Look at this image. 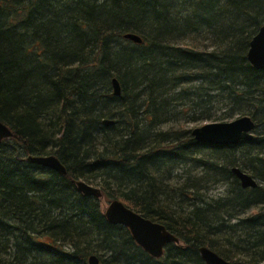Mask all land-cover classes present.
Segmentation results:
<instances>
[{
	"label": "trees",
	"instance_id": "1",
	"mask_svg": "<svg viewBox=\"0 0 264 264\" xmlns=\"http://www.w3.org/2000/svg\"><path fill=\"white\" fill-rule=\"evenodd\" d=\"M263 25L264 0H0V120L13 132L0 143V264H205L201 246L263 263L264 71L247 59ZM216 102L251 116L255 138L214 147L168 126L211 119ZM204 147L220 161L195 157ZM29 155H55L67 173ZM192 161L209 172L169 185ZM233 167L258 186L242 188ZM79 179L179 243L152 257ZM210 182L230 187L210 197Z\"/></svg>",
	"mask_w": 264,
	"mask_h": 264
},
{
	"label": "water",
	"instance_id": "2",
	"mask_svg": "<svg viewBox=\"0 0 264 264\" xmlns=\"http://www.w3.org/2000/svg\"><path fill=\"white\" fill-rule=\"evenodd\" d=\"M124 38L138 44L143 41L139 35L132 32L125 33ZM247 59L254 68L264 71V25L260 27L257 34L251 40ZM112 88L115 96L121 95L122 87L116 77L112 79ZM114 123V119L104 120L106 126L113 125ZM255 128L256 122L254 119L249 115H243L232 121L207 123L193 128L191 134L200 143L219 147L239 144L242 141H252L255 138ZM12 136V130L0 120V143ZM28 160L62 174L67 173L66 167L55 155H29ZM232 172L239 179L242 188H256L258 186L257 179L239 167H233ZM76 186L86 196H93L97 199L104 197L99 186L90 184L84 180H77ZM104 215L111 224H120L127 227L135 242L154 258L159 259L163 257L168 244H177L180 241L165 225L144 217L119 199L109 201L107 207L104 209ZM199 253L205 264H250L248 262L228 261L208 246H201ZM88 263L102 264L100 258L95 254L89 257Z\"/></svg>",
	"mask_w": 264,
	"mask_h": 264
},
{
	"label": "rangeland",
	"instance_id": "3",
	"mask_svg": "<svg viewBox=\"0 0 264 264\" xmlns=\"http://www.w3.org/2000/svg\"><path fill=\"white\" fill-rule=\"evenodd\" d=\"M221 103L216 102V104H214V108L211 111L213 114V118L211 119H207V120L203 119L198 122H190L189 118L191 115H180L178 116V119L169 123L168 126H173V124L174 126H177V127L183 125L187 129L192 130L193 128L203 126L207 123L228 122V121H232L236 119L237 117H239V115H235L234 117H227L228 115L227 108H224ZM214 149L215 148H212V147H204L201 151H198V152L195 151L194 156L197 158H204V159L207 158V160L215 161L217 159H216V154H215ZM217 161H220V160H217ZM207 172H209V170L203 166H197L196 161H192L187 164H181L175 169V172L172 174L168 184L175 185V184H178L179 182H182L188 176H202V175L204 176L205 174H207ZM208 187H209L208 191H205V193L204 192L203 193L210 197H217V196L226 194L228 188L230 187V184L229 182H210L208 184ZM101 201H102V208L104 210L107 207L109 201L111 200L103 197ZM176 201L180 202V199L178 200L176 199ZM188 203L189 201L185 202V205H187ZM250 213L251 211H249L246 214H250ZM261 264H264V262Z\"/></svg>",
	"mask_w": 264,
	"mask_h": 264
}]
</instances>
